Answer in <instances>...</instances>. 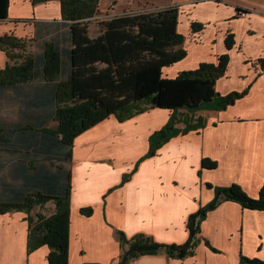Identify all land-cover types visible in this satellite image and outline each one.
I'll return each instance as SVG.
<instances>
[{"label": "crops", "instance_id": "crops-1", "mask_svg": "<svg viewBox=\"0 0 264 264\" xmlns=\"http://www.w3.org/2000/svg\"><path fill=\"white\" fill-rule=\"evenodd\" d=\"M166 7L179 10L178 32L184 42L176 49H183L186 56L165 66L163 76L175 78L228 54V67L216 81V92H247L223 110H177L179 133L152 156L150 136L168 124L173 110L148 107L123 121L111 115L77 136L65 164L71 173L69 264H117L125 250L119 232L128 239L145 234L165 245L186 244L190 216L215 198L216 187L238 184L257 199L264 189V69L257 62L264 58V0H99L95 17L86 25L87 35L108 49L112 34L139 32L138 25L116 23L119 16ZM61 9L60 0H0V37L14 34L30 43H44L54 29H70ZM241 10L247 14L240 16ZM105 14L113 24H100L98 19ZM193 23L204 29L194 31ZM229 33L235 40L231 49L226 46ZM38 53L43 54V46ZM104 56L107 60H98L95 66L112 68L119 81L118 63L109 51ZM20 61L0 51V69ZM36 86L57 84L41 75L32 82L0 88L3 203L19 202L26 151L18 137L23 136L25 123L47 120L46 128L57 125L55 101L34 96ZM200 120L201 127L186 130V123ZM205 159L215 162L216 168L204 167ZM84 208L91 213H83ZM55 210L52 200L36 204L30 212H0V264H50L48 245L30 248V218L38 213L50 216ZM195 242L184 258L162 249L131 264H250L245 259L264 264V209L222 200L201 221Z\"/></svg>", "mask_w": 264, "mask_h": 264}, {"label": "trees", "instance_id": "trees-1", "mask_svg": "<svg viewBox=\"0 0 264 264\" xmlns=\"http://www.w3.org/2000/svg\"><path fill=\"white\" fill-rule=\"evenodd\" d=\"M42 1L50 0H34V3ZM60 1L62 17L71 22L70 29L49 32L53 36L44 41L42 55L25 53L27 41L14 34L0 37V51H5L10 59H22L18 64H8L0 69V88L32 82L41 75L45 81L57 84L43 88L36 86L34 96L55 101L57 125L46 128L47 120L38 125L25 123L23 136L18 137V142H22L26 151L23 153V184L18 193L19 202H0V212L9 209L30 212L36 204L55 202L56 210L52 215L38 213L36 218H30V248L48 245L51 249L48 256L50 264H69L71 173L65 164L70 161L77 136L111 115L123 121L148 107L173 110L168 124L150 136L149 155L152 156L179 133L180 130L175 127L177 110H223L234 105L247 92L226 95L216 92V81L228 67V54L221 55L216 63L203 62L194 70L182 71L175 78L163 76L165 66H171L186 56L183 49H176L184 42V36L178 32L177 7L114 18L123 26L138 25L139 32L128 30L112 34V42L107 49L101 40L91 41L86 30V25L99 9V0ZM3 16L6 17L5 14ZM106 23L113 24L111 19ZM192 29L202 30L204 26L193 23ZM226 43L230 49L235 45L233 34L227 35ZM106 51L118 63L119 81L112 68L98 69L95 66L98 60L106 59ZM257 62L264 69V58ZM41 107L43 112L49 109ZM202 125V120L186 123V130ZM203 165L208 168L217 166L209 159H205ZM225 199L239 202L245 208L264 209V189L257 199L238 184L216 187L215 198L190 216V239L186 244L165 245L145 234L128 239L123 232H119L125 250L117 264H131L141 255L156 254L162 249L172 256L186 257L196 243L201 221ZM91 211L84 208L82 212L89 215ZM245 260L250 264H261L258 260Z\"/></svg>", "mask_w": 264, "mask_h": 264}, {"label": "rangeland", "instance_id": "rangeland-1", "mask_svg": "<svg viewBox=\"0 0 264 264\" xmlns=\"http://www.w3.org/2000/svg\"><path fill=\"white\" fill-rule=\"evenodd\" d=\"M159 1L163 2L164 0H159ZM110 19H112V17H109L108 14H105V16H103V17L101 16V18H99L98 20L100 21V24L103 25L106 23V21L108 22ZM26 46H27V49H26L25 53L32 55L34 53L37 54L38 50H41L43 43L40 41H36L35 43H30L29 41H27ZM46 212H48V211H46Z\"/></svg>", "mask_w": 264, "mask_h": 264}, {"label": "built area", "instance_id": "built-area-1", "mask_svg": "<svg viewBox=\"0 0 264 264\" xmlns=\"http://www.w3.org/2000/svg\"><path fill=\"white\" fill-rule=\"evenodd\" d=\"M246 14H247V11H245V10L240 11V16H245Z\"/></svg>", "mask_w": 264, "mask_h": 264}]
</instances>
